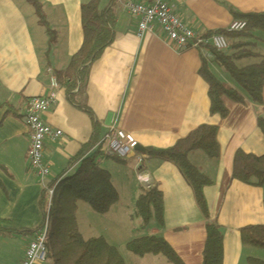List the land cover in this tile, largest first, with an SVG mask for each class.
<instances>
[{"label":"crops","instance_id":"0c3cea01","mask_svg":"<svg viewBox=\"0 0 264 264\" xmlns=\"http://www.w3.org/2000/svg\"><path fill=\"white\" fill-rule=\"evenodd\" d=\"M38 1L56 35V43L51 47L43 28L38 26L44 33L33 32L25 0H0V221L8 222L5 227L17 233L33 232L43 224L44 188L76 172L79 164L70 163L92 140L94 122L79 108L86 107L100 126L99 142L91 155L102 147L112 125L132 135L137 146L145 150H168L202 126L215 127L219 130L221 154L215 163L200 152L190 156L191 163L214 182L205 190L209 220L197 206L192 188L173 164L140 153L141 165L134 159L122 161L123 164L106 159L101 168L111 175L119 202L106 216L79 204L77 222L85 240L103 238L121 252L126 264H164L160 258L130 257L133 255L125 250L135 240L160 236L184 264H203L206 225L217 222L224 236V264L264 262V251L240 242L242 229L264 227V189L232 181L234 158L239 150L264 155V138L258 129L264 105L257 106L249 100L239 105L224 99L228 118L211 116L209 87L199 71L202 59L210 64L212 59L201 52L179 51L167 45L159 26L139 38L138 20L114 13L119 20L114 25V43L90 65L83 85L79 77V88L73 93L76 106L60 87L55 104L42 116L45 125L64 135L55 143L45 144L44 159L50 167V177L41 181L30 170V138L23 122L28 104L34 98H48L51 77L64 73L80 51L84 41L81 8L91 0ZM110 3L107 0L103 9ZM170 5L181 22L200 35L228 31L233 23L242 21L240 16L264 12V0H171ZM229 7L241 12L233 15ZM258 46L257 43L256 52ZM205 53L209 54L208 50ZM245 61L244 67L259 63L258 59ZM212 68L225 83H230L213 64ZM141 174L149 179V185L141 183ZM152 185L158 187L164 198L162 229L154 222L144 227L135 216L141 188ZM117 215L138 220L142 234L126 228ZM5 237L2 242L8 246ZM7 237L17 242V254L10 264H22L35 236Z\"/></svg>","mask_w":264,"mask_h":264},{"label":"trees","instance_id":"16d2710c","mask_svg":"<svg viewBox=\"0 0 264 264\" xmlns=\"http://www.w3.org/2000/svg\"><path fill=\"white\" fill-rule=\"evenodd\" d=\"M35 11L38 24L49 37V47L56 43V35L49 28L43 7L38 0H25ZM114 0L107 9L101 8V0H91L82 5V29L84 35L80 51L72 58L67 70L56 76L59 86L66 90L69 101L75 105L73 93L85 82L90 65L110 48L115 40ZM241 22L247 24L242 33L218 31L208 36L220 35L227 39L229 50L217 52L207 48L212 57V64L228 75L229 84L225 83L213 70L211 62L202 59L199 75L209 87L211 116H219L225 120L229 111L224 99L236 104L245 105L246 100L257 106L264 105V58L256 52V33H264V12L240 16ZM253 41V42H251ZM258 59L259 63L241 67L245 60ZM89 114L94 122L92 140L84 146L70 165L79 164L75 174L51 183L56 188L49 213L46 199L42 208L45 218H49V231L46 240V264H126L121 252L110 246L103 238L85 240L81 235L77 222L79 204H85L98 215H106L119 202L111 175L101 168L104 158L103 146L93 155L99 142L100 126L94 121L93 114L86 107H79ZM258 129L264 138V117L258 120ZM219 130L215 127L202 126L187 138L177 142L168 150H145L149 159L165 161L176 166L192 188L197 206L205 219L209 220V207L205 198V190L213 186L211 178L203 174L191 161L190 156L203 153L211 162L220 159ZM119 164L122 161L114 159ZM232 181L242 185L264 189V155L256 156L239 150L234 158ZM136 218L146 227L156 223L159 229L165 225L164 198L157 186L142 187L136 204ZM8 222L0 221V234L4 236H35L39 229L17 233L7 229ZM240 242L243 246L264 251V227H248L240 231ZM125 250L138 258H164L167 264H184L172 247L160 236L142 238L129 243ZM225 244L221 227L217 222L206 225V242L203 253V264H224ZM250 264H264L262 261L249 260Z\"/></svg>","mask_w":264,"mask_h":264},{"label":"built area","instance_id":"2783aa9c","mask_svg":"<svg viewBox=\"0 0 264 264\" xmlns=\"http://www.w3.org/2000/svg\"><path fill=\"white\" fill-rule=\"evenodd\" d=\"M117 0L115 8L133 19L138 20V36L144 37L152 33L159 26L166 36L165 43L173 45L179 51L201 52L207 59H212L211 54L205 53L207 48L217 52L229 50L227 40L220 35H200L188 29L174 14V8L170 5L171 0ZM119 20L116 21L117 25ZM245 22H235L229 28L230 33H242L246 30ZM50 95L48 98H34L28 104L26 115L23 119L30 138L29 168L41 181H45L51 175L50 167L44 159L45 144L57 142L62 139L63 132L45 125L42 116L46 114L56 102V93L60 86L56 78L51 77ZM103 152L106 159H118L123 162L137 160L138 165L143 162L142 156L136 151L137 143L134 137L118 129L115 125L108 128L107 135L103 140ZM143 185H149V179L140 175ZM55 187L44 188V198L47 204V213L50 211ZM49 231V218H45L40 230L35 235V240L28 246L22 264H46L47 250L46 240Z\"/></svg>","mask_w":264,"mask_h":264},{"label":"rangeland","instance_id":"374dc122","mask_svg":"<svg viewBox=\"0 0 264 264\" xmlns=\"http://www.w3.org/2000/svg\"><path fill=\"white\" fill-rule=\"evenodd\" d=\"M106 2H107V0H102L101 8L105 7ZM26 7H27L26 12L30 13V19L29 20H30V24L33 28V32L37 33L39 31L40 33H42V32L44 33V30L40 29L41 27L38 25V18L36 17L33 9L29 5H27ZM225 9H228V6ZM229 10L233 11V13H232L233 15L239 14L241 12V11H237L236 9L232 10L230 7H229ZM31 13H32V16H31ZM256 38L262 42V43L257 42L259 44V46H258L259 48H258L257 52L264 55V44H263L264 43V33L263 32H257ZM251 42H253V41H251ZM245 62H248V61H245ZM245 62L239 63V66L244 67L245 65H247V63H245ZM251 62H253V61H251ZM220 71H221V74H223L228 79V75L226 73H224L222 70H220ZM74 174H75V172L72 173L71 176ZM106 215H102V216H106ZM116 217L118 220L121 218L124 226L126 228H130L134 234H142L143 230L141 229L140 224L138 223V220H134L129 216L126 217V216H122V215H117ZM3 239H4V236H2V239L0 238V264H10L15 259V256L17 254V252H16L17 242L14 238H12V237L10 238V237L6 236L5 240L8 241V246H6L2 242ZM130 255H132V254H130ZM130 257H134V255L130 256ZM160 259L163 261L164 264H167V262L165 261L164 258H160Z\"/></svg>","mask_w":264,"mask_h":264},{"label":"bare ground","instance_id":"6f19581e","mask_svg":"<svg viewBox=\"0 0 264 264\" xmlns=\"http://www.w3.org/2000/svg\"><path fill=\"white\" fill-rule=\"evenodd\" d=\"M124 1H127V0H124ZM146 2L148 3L149 1L148 0H146ZM114 8H115V5H118L117 4V0H114ZM118 9H119V6H117L115 9H110V10H112V12H113V14L116 12V14L119 12L118 11ZM114 10V11H113ZM115 16V20H114V24H116V21H118V18L116 17V15H114ZM113 24V25H114ZM138 33V32H137ZM208 35V34H207ZM139 37V36H138ZM140 38V37H139ZM226 39V38H225ZM227 40V39H226ZM228 42V41H227ZM229 44V43H228ZM227 52V51H226Z\"/></svg>","mask_w":264,"mask_h":264},{"label":"water","instance_id":"95a60500","mask_svg":"<svg viewBox=\"0 0 264 264\" xmlns=\"http://www.w3.org/2000/svg\"><path fill=\"white\" fill-rule=\"evenodd\" d=\"M81 77V75H80ZM107 124L110 125L111 124V118L109 117L107 120ZM136 151L140 154H145V149L141 148L140 146H136Z\"/></svg>","mask_w":264,"mask_h":264}]
</instances>
